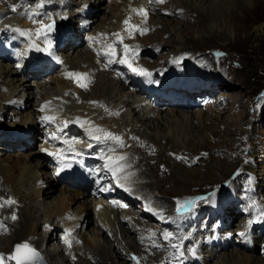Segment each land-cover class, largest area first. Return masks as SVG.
Listing matches in <instances>:
<instances>
[{"label":"rangeland","instance_id":"1","mask_svg":"<svg viewBox=\"0 0 264 264\" xmlns=\"http://www.w3.org/2000/svg\"><path fill=\"white\" fill-rule=\"evenodd\" d=\"M77 1L78 0H73V3L78 4ZM142 1H145L148 4L147 0H142ZM171 1L174 3L173 5L174 8H172V11H176L177 13L178 12L179 13L177 14L176 17H171V18H164L165 16H158V17L155 16V18H152L153 20V21L151 20L152 30L153 29H156V30L154 31L152 35L147 36L144 40L143 39L140 40L141 42V45H139L140 47L139 46L136 47L139 51H141L139 53V56L141 57L142 54H144L145 55L144 58L142 57L141 58L145 60L147 59L152 60L151 67L154 68L153 70L159 71L161 75L162 74L165 75L167 73H170V71L166 72L165 70L167 71L168 69L171 70V67L173 66V64H175L178 61H182L181 60L182 58L188 61L187 63H185L188 65L193 58V64L195 65V67L197 69H200V68L202 69V67H200L201 66L200 63L202 62L199 63V60H201L199 57L197 58L198 63L194 62L196 61L194 56L199 54L203 58L212 59L210 60L211 68H213L214 71L218 75L221 76V78H218V77L216 78L217 80L215 82H218L219 85H217L216 87L215 85H213V90H212L213 92H210L212 94V97L208 96L209 93L207 95H203L202 101L209 103L208 105L207 104L205 105V106H208V109L205 108V111L201 110V108H197V112L196 113L193 112V114L191 115H190L191 112H189L188 110H183V109H180L179 112H176L175 110H171L172 112L162 111L164 119L162 120L158 119L159 117H156L158 115L156 113L157 115L155 114L153 115L152 118L150 117L149 122L146 121L145 124H144V121L142 122L140 120L141 115H139L138 113L135 114V111H133L132 113L130 112L126 113V115L129 114L127 115L128 118L127 119L125 118V121H129V127L127 128H130L131 121L133 122V128L135 127L138 128L137 129L138 132H136L135 129L132 130L131 128V131L133 132H131V134L129 133L130 136H133L134 133L136 134L138 133L139 135L142 136V139L146 136L145 139L147 138L150 144H151V140L156 141L155 143L153 142L154 143L153 145L156 146L157 153L155 156H152L151 158L147 157V159L149 160V163L148 161L146 162V160L142 159V156L140 155V153L139 154L133 153V154H138V156L139 155L141 156L140 159L142 161V166L145 172H147L148 174V177H145L143 175L142 169L139 167L138 170H140L142 180L149 181V183L151 184L150 190L153 191V194H152V197H154L153 201L156 202L155 204H157L158 206L162 208L161 210L162 214L158 216L157 219L155 218V216H153V218L155 219L146 223L148 227L146 231H149L151 234H153V239L155 238L157 240L156 244H159L158 238H157L158 236L155 234H158V232L162 230L163 232L161 234L164 235L163 241L169 243V245H171L169 242V239H171L172 236H181L182 238L181 240H183L184 238L183 235H181L180 232L178 231V227L175 226V223H177L176 216H174L176 219L173 220L172 218L169 217L171 214L174 213V215H178V217H182L181 215H186V213L192 215L193 210L195 212L200 210L199 213L195 214V219H197L196 221L203 223V219L205 218V216L207 217L209 216V219L213 218V220L211 221V224H212L215 217L213 216L212 213L209 212V210L213 213L221 214L222 210H220V208L224 207L221 204L223 200H227V202L228 201L235 202V199H238L237 201L241 202L242 201L241 198H244L245 200H248V198L252 199L251 197H247L249 196L248 195L249 191H252L253 189H252L251 182L249 180L250 178H248L246 174L242 173L244 166L257 164V161L258 163L261 164V166H264V163H263L264 160H261L258 156L259 153H257L258 151H264V0H240V1H237L236 3L230 0H216L214 1V4L216 5L215 7H217L216 9L219 10L220 13L215 11V14L217 15V17L216 16L213 17V19L210 21L206 20L207 23H204L205 19L202 17L203 15L202 13L206 14L208 10H211L210 8H212V6L209 7V4L206 5V2H202L201 0H197V1L196 0H171ZM223 1L225 2L224 6L219 7L218 6L220 4L219 2H223ZM187 3H192L190 5H192L196 10L198 9V12L201 13V16L198 17L197 15H192L191 17V14L188 9L180 8V6L182 7ZM1 4H2V1H0V5ZM97 4L103 5L99 7L101 8L100 11H102V9L106 7L105 0H101ZM176 6H178L177 10H175ZM39 9L40 10H37L33 6V8L30 11L32 13L37 12V11L40 12L42 8H39ZM107 10L109 11L107 12V14L106 13L105 14L100 13L99 15L96 14L97 17L99 18L96 19V23L94 26H96L97 28L99 26H106L109 28L113 27L115 20H113L112 22V16L110 14L115 16L117 12V7L116 5H112L110 8H107ZM42 15H44L43 10H42ZM60 15H56V16H60ZM40 16L41 15L39 14L38 16L39 21L46 22V20L44 19L46 16H44V18H40ZM9 17H12V16H8L7 18ZM19 17L20 16L16 14V16L12 18L19 19ZM197 18L199 19V21L197 20ZM30 21L35 22L37 20L31 19ZM76 32H77V29H76ZM55 38L56 37H53V39ZM145 46H148V48H152V47L159 48V50H157L158 51L157 55L158 54L161 55L162 59L157 60L158 58L154 57L156 53L145 54V52L142 51V48ZM193 46H195V49L191 48ZM187 47H188V50H184L183 53H180V50H183L184 48H187ZM217 49H221L220 51H224V53L227 54V56L224 57L225 59L223 58L222 60L218 61L219 62L218 68L221 69L219 73L217 72L215 68L217 64V62H215V58L219 57L221 52ZM84 50H83V43L81 42L80 45L76 47V51L73 53L71 57V60L73 59L72 62L75 63L77 58H84L85 61L88 60L89 64H91V62H93L94 64V61H93L94 57L92 58V56H89L87 53L85 54ZM140 59L137 60V63H139ZM142 59H141V62H142ZM85 61L83 60L81 63ZM188 65L187 66L184 65V62L182 64H178L176 66V70L181 72L182 69H184L186 71V69L188 70L187 68ZM1 66H4V65H1ZM144 70H146V68ZM198 71L197 73H199ZM204 74L206 75V73ZM171 75L174 76V74H171ZM104 76L108 77V75H104ZM191 76L194 81L193 74ZM147 77L148 79L150 78L149 76ZM147 77H145V80L147 79ZM156 78L157 80L159 79L158 76ZM199 78H200V75H197V79ZM24 83H27V82H24ZM109 83L114 85V87L111 88V90H114V92L112 93H113V97L115 98L116 105L117 103L118 104L125 103V102L128 103L127 95H128V92L132 91L131 88L127 90L129 86L123 85L119 83L118 81L116 82L115 80H113V83L110 81ZM194 84L199 85L196 82ZM223 84H225L226 87H224L225 85ZM53 86L54 88H57V83L55 82ZM31 91L29 92L30 93L29 95L27 94L28 99L34 98L31 95ZM220 91L225 94L224 95L220 94L219 93ZM217 99L221 101L219 104H215ZM134 102H136V100H134ZM130 106L129 108H131ZM121 111L122 113H124L123 110ZM167 111H170V110H167ZM174 112L177 113L178 116L173 117L174 115L172 113ZM200 112L202 114L204 113L205 114L202 115ZM218 114H222L221 116L223 117L224 116L228 117L227 119L229 120L225 121L224 124L217 123L216 125L213 122L209 121V118L210 119L217 118ZM185 115L189 116L188 118L189 123L187 124V127L184 126V129L176 133V137L178 138L177 141H178L179 148H172V145H170L169 144L170 142H168V139L173 138V135H174L173 130L175 131V127L172 128V124L175 125L176 123V124L181 125L182 123L186 122L187 120H183V118L187 119ZM157 119L159 121L156 122ZM204 120L206 122L203 123ZM159 123L161 124V126L162 125L164 126V129H165L164 132L161 131L160 129L162 128L161 126H159L160 128H156ZM221 123L223 122L221 121ZM149 125L152 127H150ZM139 129H140V132L144 134V136L143 134L139 132ZM125 134L129 136L127 132ZM253 144L255 148L253 147ZM212 146L217 147V148L213 149L211 148ZM248 147H250V149L252 148L254 149L249 150ZM145 151L147 150H144V154L145 153L147 154V152ZM181 151L188 153V154L181 155ZM21 153L22 152H18V151H13L12 153H5L3 156L0 157L2 158L0 159V162L3 160L5 162V160H8L7 158H10L9 156L11 155H12L13 161L16 158H20L22 161H24L23 155L26 153H22V155ZM261 154L264 155V152ZM45 156L46 155H44V158ZM144 156H147V155H144ZM262 159H264V157H262ZM248 162H252V164ZM5 163L8 164L7 162ZM229 163L232 164L231 166L232 170L230 171L231 173H226L227 175L226 174L222 175V168H224L226 165H229ZM153 168H156V169L154 170ZM184 171H187V172L190 171V173H188L189 178H183V176L185 175ZM246 173L252 176V173L250 172V170H248V172ZM256 179H260L259 182L262 184L261 176L260 177L257 176ZM64 187L66 186L59 184L56 195H59L60 191L69 190L67 187H66L67 189H65ZM260 192L262 193L263 190L260 189ZM256 196L254 198H256ZM192 198H195V199H192ZM261 198H262V195L260 196V199ZM186 200L195 201V203L189 205L187 208H182L183 210L181 209V211L178 212L177 208L180 207V205L185 204ZM43 201L44 200L42 199L41 200L39 199V201H37L38 205L36 207L35 214H33V215H36L35 217L39 220L38 221L40 223L39 226H41V223L45 221L44 219H47L46 212H47V208L49 207L48 203L49 202L51 203L52 199L47 200V203L46 202L43 203ZM88 201H89V205L90 203L98 202V201L93 202V200L92 202H90V199H88L87 202ZM158 202H161V204L166 203L167 206H165L164 208L163 206H161V204L159 205ZM31 205L33 207L36 206V204H31ZM229 205L230 204H228L226 208H228ZM30 207L31 206H29L28 204L26 207L25 205H23L21 208H18V207H16L15 209L12 208L14 209L12 213H14L13 215H15L17 219L8 221L14 225V227L11 226L10 231L12 229L20 233V231L22 230V227L20 224L19 216L22 212H25L27 209H30ZM51 207L53 206H50L49 208ZM234 207L236 208L235 205ZM237 210L238 209L236 208L235 211L239 214V210L238 211ZM242 210H244L243 207L240 209V211ZM205 211H207L208 214ZM163 212H167V214ZM203 212H205L207 215L206 214L205 215L203 214L202 216L199 215L200 213H203ZM225 213L226 211H223L222 213L223 216H226L228 219H230V217L228 216L229 213H226V214ZM230 213L233 216H235L233 212H230ZM133 214H134L133 221L137 225L141 227L145 225L144 216L148 217V215H142L141 213H137V212H134ZM92 215L93 213H91V216ZM113 215L114 217L116 216L115 219L117 220L118 218L117 221L120 222L119 218L122 215L119 216V215H116L115 213ZM240 216L241 214H239L236 217L237 219L233 220V222L231 220V224L233 223L234 225L231 226L230 229L226 230V232L231 234V237L234 238V240H232V244H230V247L224 250V252L213 254L212 257H215V258H212L213 260L210 261L212 262L211 264H220V263L221 264L222 263L231 264L228 261L227 255L228 254L232 255L234 252V249L242 253L249 254V250H248L249 247L247 245L243 244L244 250H248V251H244L240 249V247L238 248L235 247L239 244L236 242V239H238V234L241 233L242 229L245 228L247 224V221H244V224L242 225L243 216L242 217ZM165 220L167 222H164ZM220 220H221V217H219V219L217 220V224H216L217 226ZM181 221L184 222L185 226L186 225L188 226L190 224V221L187 219H184ZM49 223L53 227H56L57 225L56 222H54V219H52ZM180 223H177V224L179 225ZM122 224L124 227L122 226ZM126 225L128 224H124L120 222V224L117 226L118 228L117 231L120 230L122 232L121 234L126 236L124 243L126 244L128 242V246L127 244L125 245L126 249L128 250L129 247L131 248L134 244H136V243L133 244L134 242L133 239L135 238L137 240V236L136 234H134L133 236L132 234L135 231L133 229L128 230V228H131V227H127ZM156 225L161 226V228H159V231ZM255 226L256 225L250 227L252 228V234H253L252 239H255L254 233H256V230L253 231V228ZM262 226L264 227V225ZM262 226H260L261 229L263 228ZM172 227H174L173 230H171ZM92 228L89 229L90 230L88 233L89 236L90 235L93 236L94 234L95 235L94 237L99 238L96 235L97 231L94 230L95 227H92ZM124 229L128 230L129 231L128 233L130 234L123 232ZM185 230L186 232L191 231V229H185ZM41 231L40 233L42 234ZM21 232H24V231H21ZM137 233H140V232H137ZM11 235L7 234V236L5 235L0 238L6 239L10 237ZM194 235L195 237L200 235L198 226H196ZM130 236H132V240ZM258 236H259V240L264 239V236L263 237L261 235H258ZM86 237L87 236H85V238ZM83 239L84 238L82 237V240ZM105 240L109 244L115 245L116 251L119 255H121L122 257H125L127 255V254H124L122 248L119 247L118 249L117 244L120 242L119 239H118L119 242L117 241L118 243H116L113 239L106 237V234H104L103 238L100 237V242L103 244ZM23 241L28 242L29 239L23 240ZM21 243L23 242H20V243L17 242L16 245H20ZM259 243L261 246L259 245L258 248L262 249V252H264L263 251L264 242H259ZM6 244L7 242L4 244L6 246V250H2L3 249L1 248L2 245L0 246V255H4L5 258L9 257L11 253H13L12 248L7 246ZM45 245L47 248V243ZM137 245L141 246L143 244H140L138 242ZM166 245L168 246V244ZM183 245L184 244L182 242L179 243V246L181 249L183 248ZM163 246L160 245V249L154 252H157V251L160 252V250H162L161 247ZM184 247L187 249L188 244H186ZM50 248L52 249V252L55 254L56 264H67L62 257L60 258L61 255L58 253L56 245L52 244ZM121 251L123 252V255ZM132 251H135V249H133ZM109 252L110 253L113 252V249L110 248ZM45 253L46 252H44V256L41 254V257L47 264H51V262L49 261ZM141 254H143V252H141ZM149 254H152V253H148V252L146 253L147 256ZM173 254H176L177 258L181 260V257L178 256L179 253L177 251L173 252ZM132 255H134V257L130 256L128 257L129 259L126 258L127 263L128 264H141L142 258H140L135 253L134 254L132 253ZM259 256L263 257L264 254L261 253L259 254ZM97 258L99 259V257ZM238 258L241 259L242 256H239ZM263 260H264V257H263ZM82 261H79V262H82ZM116 261L118 263L120 262L119 264H122L121 263L122 260L117 259ZM107 264H113V262L109 261ZM242 264H245V262H242Z\"/></svg>","mask_w":264,"mask_h":264},{"label":"bare ground","instance_id":"2","mask_svg":"<svg viewBox=\"0 0 264 264\" xmlns=\"http://www.w3.org/2000/svg\"><path fill=\"white\" fill-rule=\"evenodd\" d=\"M0 1H2L0 8H3V10H2L3 15H7V17L8 16L14 17L17 14L18 16H20L19 17L20 20L9 17L8 19H9L10 23H3V26H0V34L2 32H4L3 34L7 35V40H11V38L15 36L16 41L19 44V47L17 49L14 48L11 43L7 46H5V45L2 46V49H3L2 53L7 56L5 59L15 58L16 62H17L18 54L26 53L28 55V56L27 55L25 56V59L28 62L26 64L27 71L29 72L28 67L34 68L35 66H37L33 53L31 52V50H28L29 48L32 49V46H33L30 42L31 40L26 35H20V33L14 31L13 29L19 28V29L25 31L26 33H28V36H30L28 31H34L35 30V32H37V29H38L41 32V37H40L41 43L39 40H37V41H34V44H37L38 46H40V49H42V50H38V52L43 55L41 57L43 65L47 66V67L49 66L51 69H56L57 72L61 70L60 76L58 74V77H61V78H60V80L56 81L57 88H59L61 90L64 88H68L67 83H73L74 82V77H71L70 74L79 73L78 69H80L81 73L83 72V73L87 74V79L85 80V83L88 84L90 81H92V86L90 87V90H91L90 93L85 94V91H82L83 94H79L76 97L75 101H72L70 96L66 97V100H68L70 102V107H71L67 110V113L71 114L70 115V121H69L70 125L73 124L75 126L77 124H81V125L85 126L83 124V122H85L84 121L85 118H88L91 121H93V119H94V120H96V122H100L102 124V126L106 127L107 129L109 126V130H111L112 134L123 135L121 138H125L126 143L129 144L131 147H134L137 143L133 142V138H132V136H130L131 133L130 134L128 133V135L132 139H129L128 136L126 134H124L125 127L126 128L129 127V121H125V118L127 119L128 118L127 115H129V114L126 115V113L127 112L132 113L133 111H135V114L138 113L139 115H141L140 120L142 122L144 121V124H145L146 121L149 122V120H150L149 115L151 113L155 114L157 112H155L154 109H151V107L148 103H143V105L140 106V98L139 97H137V99L134 97L132 99V102H130L128 100V103L127 102L120 103V104L117 103V105H116V101H115V98L113 97V93H112V92H114V90H111V88H113L114 85L109 83V81L113 83L114 79L110 75H108V77H107V76H104L105 74H98L97 73V70H96L95 65H94L96 63L95 59H93V61L95 63L93 64V62H91L90 67L89 66H85L84 68L81 67V65L84 63L89 64L88 60L85 61L84 58H77L75 63H73L72 62L73 59L71 60V57H72L73 53L76 51L74 46H71V48H73L74 51L71 52L70 56L66 55V56H69L67 58H65V57L63 58L62 54H57V53L53 52L52 48L47 53L46 50L41 48V47L42 46H49V42H50V45H58L62 39H64L66 36H68V34L72 36L71 30H74V29L75 30L77 29V32H75V36H78L80 30H82V27L86 26V22L88 23L89 20H91L92 18L93 19L99 18V17H97V15H99L100 13H103V14L106 13L107 14V12H109L107 10V8H110L112 5H116L117 12H116L115 16L109 13L112 16V22H113V20H115L114 25L111 28L116 29L117 33H121V31H122V27L120 24L121 21L124 18L125 19L131 18L135 14L133 9H136V8L137 9H145V7H146L145 5H147V3L145 1H142V0H139V1L138 0H128L127 3L130 6L129 9H131V10H129L127 3L125 5V2L123 3V6H120V4L117 3L116 1L112 0L110 3H107L108 0H105L107 3L106 7H104V9H102V11H100L101 8H99V7H101L103 5H99L97 3L100 2L101 0H78L77 1L78 4H74L73 0H43V7H37V5L41 3V0H27V1H25V0H0ZM118 1H120V0H118ZM201 1L206 2V5L209 4V7L212 6V8H210L211 10H208L206 12V14L202 13L203 14L202 17L205 19L204 23H207L206 20L210 21L213 19V17H215V16L217 17V15L215 14V11L219 12V13H220V11L216 9L217 7H215L216 5L214 4V1H216V0H207V1L201 0ZM230 1L236 3L237 1H240V0H230ZM95 2H97V3H95ZM168 2L164 3L163 6L174 8L173 7L174 3L171 0H169ZM219 3H220L218 5L219 7H222L225 4L224 1L219 2ZM29 4H31V5H29ZM190 4H192V3H187L182 7L180 6V8L188 9L190 14H191V17H192V15H197L198 17L201 16V13L198 12V9L196 10ZM33 6L35 7V9L42 8L40 12L39 11L34 12V13H38V15H35V16L31 15L32 12L30 10L33 8ZM13 7H15L17 10L13 11ZM177 9H178V6L175 7V10H177ZM42 10L44 11V15H42ZM182 12H184V11H182ZM39 14L41 15L40 18H44V16H46L44 19L48 18V16L53 17L57 23V27H56L57 30L55 29L56 31H54L53 33L47 34V36L45 37L42 34L40 23L30 21L31 19H36L39 21V19H38ZM182 14H180V15H182ZM204 14H205V16H204ZM56 15H60V16H56ZM101 16H103V15H101ZM155 16H157V17L158 16H165L164 18H171V17H173V13L167 15V14L161 13V10H159V11L156 10ZM176 16L177 15H175L174 17H176ZM139 17L141 19H143V16H139ZM197 20L199 21L198 18H197ZM46 22H47V20H46ZM46 22H42V23H46ZM194 22H195V20H194ZM0 24H2V21H0ZM37 24H39V25H37ZM72 25L75 28H72L71 27ZM135 25L138 26L139 23H137ZM67 26L69 28H67ZM95 28H97V27L95 26ZM98 28H102V29L105 28L106 29L107 27L106 26H99ZM67 32H68V34H67ZM87 35H88V37H91L90 33H88ZM53 37H56V38L53 39ZM145 38H144V36L142 37L143 40ZM87 41H88V38H87ZM150 47H152V46H150ZM191 48L195 49V46H193ZM87 50H88V52H86L84 50V53L85 54L89 53V54L93 55V57H94L95 54H93L94 48H93L92 43L87 48ZM136 50L138 52L137 55H139V53L141 51H139L137 48H136ZM157 50H159V48H157V47L156 48L155 47L148 48V46H145L142 48V51L145 52V54L156 53V55L154 54L155 55L154 57L158 58L157 60H161L162 57L159 54L157 55V53H158ZM184 50H188V47L184 48L183 50H180V53H183ZM217 50L220 51L221 49H217ZM111 51H112L111 49H107L105 52H111ZM220 52H221L220 56L215 58V62H217L215 68H216L218 73H219V71H221V69L218 68V64H219L218 61L222 60L224 57L227 56V54L224 53V51H220ZM49 53H51V54H49ZM144 56L145 55L142 54L141 57L144 58ZM198 57L201 59V60H199V63L202 62V63H200V65H201L200 67H202V69L201 68L198 69V70H200V71H198L200 73L199 74L200 78L197 79L198 74L196 75V73L194 71L193 58H192L191 62L189 63V65L186 64V66L188 65V67H187L188 70L186 69L185 72L186 73L187 72H191V73L193 72L192 74L194 76V81H192V82L193 83L196 82L199 84V85H196V87L202 86L201 89L198 91V93L200 95H205L206 91H209V90L212 91L213 90V85H215V83H216V86L219 85V83L215 82V81L217 80L216 79L217 77L221 78V76L218 75L214 71L213 68H211V65H210V60H212L211 58L206 59V58H203L202 56H200L198 54V55L194 56V58L196 60L194 62L198 63V61H197ZM141 59H140L139 63H137V61L134 62V61H129V60H128V62L131 63L132 67L133 68L135 67L136 69H141V68L145 69L146 68V71L154 69L153 67H151L152 60H148L147 58H146L147 60L142 59V62H143L142 63ZM83 60L85 62L81 63ZM181 60L184 63L188 62V61L184 60L183 58ZM121 68H122V74L124 76V79L121 81H118V82L123 84V85L129 86L127 90H129L130 88H131V90H134L136 82L135 81L132 82L133 80H130V78L135 77V79H139L138 83L141 84L142 88L143 87H145V88H143V89L137 88L136 96L137 95L141 96V94H139V93H144L143 97H145L147 100H150L151 96L153 97V95L150 93L151 91H153L152 88H154V90H156V91L158 90L157 88L153 87V85H149V83L153 84L151 77L149 75H144L140 79L138 76H135L138 73L133 74L132 73L133 71L131 70L132 68L128 67V65L126 63H124L123 67H121ZM189 68H191V69H189ZM165 71L169 72L170 69H168V71L167 70H165ZM204 72L205 73L207 72L208 75L203 74ZM147 73H148V71H147ZM162 75L159 74V76H158V78H159L158 81H160V86L163 87L165 85H169L170 82L168 83V81L165 80V79L169 80V77L165 76L163 78ZM147 76H149L150 78L148 79ZM169 76L171 78L174 77L172 75H169ZM145 77H147L146 80H145ZM101 80H102V82H101ZM104 82H105V84H104ZM223 85H225V84H223ZM224 87H226V85ZM2 88H5L7 90V92H3ZM31 90H33V88L30 86V84L28 82L24 83V81L21 78H19V75L14 70H12L9 65H6V66L0 65V100L8 99L7 98L8 96L22 98L25 95V97H26L25 98L26 106L24 109L25 111H23L21 113V117L24 119L23 120L24 123L29 122L30 120L34 119V118L30 117V115L32 114L31 106H32L33 98H29V99L27 98V94L29 95L30 94L29 92ZM137 91H139V93ZM164 91H165V89L161 90V92H164ZM219 93L223 94V95L225 94L221 91ZM62 94H64V91L62 92ZM84 97H86V98H84ZM134 100H136V102H134ZM123 101H125V100H123ZM160 101H164V99L161 98ZM130 104H131V106H130ZM110 106H111L112 112L114 114V116H111V117H109V115H108V113H109L108 111L110 109ZM129 106L131 108H129ZM175 106H177V108H179V109L184 107V105L181 102H178L177 104H175ZM113 107L115 109H117V111ZM205 108L208 109V106H205ZM121 110H123V112H124V113H121L122 115L119 114V112H122ZM166 112H172V111L170 110V111H166ZM176 112H179V111H176ZM189 112H191V111H189ZM157 114L158 115L156 117H159L158 119H161V120L164 119L162 111H159V113H157ZM172 114L171 115L173 117L178 116L177 113H175V112ZM191 114H193V112H191L190 115ZM204 114H202V115H204ZM221 115L222 114H218L217 118H215L216 120L214 118H211V119L209 118V121L213 122L216 125L217 123L224 124L225 121L229 120V119H227L228 117H226V116L223 117ZM133 116H135V115H133ZM185 116L187 117V119H185L183 117L182 118H183V120H187L186 122H184L186 125L184 123H182L181 125L176 124V123H175V125L172 124V128L175 127V131L173 130L174 135H173V138L168 139V142H170L169 144L172 145V148H179L178 141H177L178 138L176 137V133H178V132H180V130L184 129V126L187 127V124L189 123V119H188L189 116L188 115H185ZM199 116H201V115H199ZM208 116H209V114H208ZM205 117H206V115H205ZM158 119L156 120V122L159 121ZM221 121L223 123H221ZM204 122H206V121L204 120L203 123ZM149 124H151V123H149ZM159 126H161L160 123L158 124V126L156 128H160ZM94 127L97 128L96 125ZM130 127L132 128V130L135 129V131L138 132L137 127L133 128V122L132 121H131ZM150 127H152V126H150ZM161 127H162V128H160L161 131L164 132L165 131L164 126L162 125ZM28 128L32 129L35 134H37L39 132V130L35 126V124H32V125L28 124ZM170 128H171V126H170ZM139 132H140V129H139ZM140 133L143 134L142 132H140ZM76 134L77 133H72L73 136H75ZM97 134L101 135V133H97ZM133 136H140L142 138V136L139 135L138 133L137 134L134 133ZM143 136H144V134H143ZM143 140H144V138H143ZM153 142L155 143L156 141L151 140L152 145L149 146L148 150H147L148 151L147 157H149V158H151L152 156H155L157 153L156 146L153 145L154 144ZM20 145H21V143H8V146L12 147V148L19 147ZM70 145L71 144H69V146ZM53 146H55V144H53ZM253 147L255 148L254 144H253ZM151 148H153V149H151ZM211 148L214 149L217 147L212 146ZM254 148H252V149H254ZM248 149L252 150V149H250V147H248ZM30 150L31 151H27L26 154L23 155L24 161H22L20 158H16L13 161V158L11 155V156H9L10 158H7L8 160H5V162H7L8 164H6L4 162V160L0 162V175L2 177V180H3V183H4L6 190L10 194L17 197L19 202L21 204L25 205V207L28 204H29V206H31L30 209H27L25 212H22L21 214L19 213L20 214V216H19L20 217V224L22 227L21 231H24V232L20 231V233H18V231L11 229V231L9 232V235H11V234L12 235L10 237H8L6 239L0 238V246L2 245L1 246V248H3L2 250H6V246L4 245L6 242H7L6 245L11 247L12 249H13L14 244L16 245L17 242L18 243L23 242L21 244L25 243V244L30 245L40 255L42 254L44 256V252H46L45 254L48 257L51 264H56L55 254L52 252V249L50 248V246H52V244L55 245V241L57 240L58 231H60L61 229L64 228L65 233L67 235L66 236L67 241H68V243H70V245H72V244L76 245L80 238H81V240H82V237L84 238L82 240L83 243L81 244L83 247L74 248V250H76V251H82L81 256H79L80 260L78 259L75 262L76 264L77 263L78 264H107L109 261H112L113 264H119L120 262L118 263L116 261L117 259L122 260V262H121L122 264H128L126 258H128L130 256L129 251H131V253H133V254L134 253L135 254H141V252H143L146 255V251L148 249V246L147 245H145L144 247H143V245L138 246L137 245L138 242L135 238H134L135 240L133 239V241H134L133 244L134 243H136V244H134V245L132 244L133 246L131 248L129 247L128 250L126 249L125 245L127 244V246H128V242L126 244L123 243L125 241L126 236L122 235L121 234L122 232L120 230L117 231V229H118L117 226L120 224V222L117 221L118 218H117V220L115 219L116 216L114 217L113 214H110L111 211L107 206L108 203L111 204V201H107V199H113L114 200V198H111L112 194H105L104 196L101 195V198L106 199V200H100L99 201V200H95L93 198H89L90 196H88V195H91L94 193H90L88 195H85V193L82 192L81 187L79 185H77V188L75 190H72L69 186L71 181L81 179L83 176L80 174V172L72 171L70 165L61 164V162L63 161V158L66 157V154H62V155H59L60 163H58V162L55 163V169L57 170V168H59V169L62 168L61 173L64 175V177H66L70 181V182H68V185H67L69 190L60 191L59 195H56L59 184L65 185V182L59 183L60 181L58 179H56L55 176L53 177V179H49L48 172L45 171L46 170L45 169L46 163L41 162V160H40L41 158H40V156H38V154H37L38 152L36 150H32V149H30ZM143 150H144V148H143ZM263 152L264 151H258L257 153L261 154ZM49 153H52V155H50ZM183 154L187 155L188 153L181 151V155H183ZM259 154H258L259 158L261 160H264V159H262V157H264V155L263 154L259 155ZM21 155H22V153H21ZM44 155H46V156H45V158H43V160H46V158H48L51 162L53 160H58L57 157L54 156V147H48L46 149V153ZM70 155H71V153L68 152V157ZM140 155L142 156L143 160H146V162L148 161V163H149V160L147 159L146 156H144L143 151L140 152ZM6 156H7V154H6ZM182 158H184V157H182ZM249 158H250V156H249ZM0 159H2V158H0ZM137 160H138L137 163L133 164L131 166V170L129 173H127L124 177H119V183L123 184V187L125 186V188H129V185H135L138 188L135 191V192H138V196L142 200H144L147 204H150V202L151 203L153 202L152 199L150 198L151 195L153 194V191L150 190L151 184L149 183V181L142 180L140 170H136V167L137 168L140 167L142 169L143 175L145 177H148L147 172H145V170L142 166L141 159L137 158ZM130 162L132 163V160H130ZM248 163L252 164V162H248ZM257 164L244 166L242 173L246 174L248 176V178H250L249 180H250L254 189H256V190L262 189L263 190L262 193L260 192V196L262 195L261 201L264 203V187H263V185H264V183H263V181H264V166H261V164L258 163V161H257ZM231 166H232V164L229 163V165H226L224 168H222V175H225L226 173H231L230 172L232 170ZM259 167H260V169H259ZM134 169H135V171H134ZM153 169L155 170L156 168H153ZM124 170L126 171V169H124ZM248 170H250V172L252 173V176L248 175L246 173V172H248ZM39 172L42 173V178H41V176H39ZM184 172H185V175L183 176V178H189L188 173H190V171H188V172L184 171ZM256 176L262 177V184L259 182L260 179L256 180ZM42 179L45 181V183L42 181ZM116 181H117V179H116ZM257 186H259V187L255 188ZM64 188L67 189L66 187H64ZM97 195L100 197V194H97ZM48 198L52 199L51 203L50 202L48 203L49 207L50 206H53V207L47 208V212H46V214H47L46 218L47 219H44L45 221L41 224V226L45 222L49 223L52 219H54V222H56V223L59 222L61 224V226L56 225V229H52V227L51 228L47 227V228L52 229V230H50L49 232L47 230H45V231H43L44 234H41L40 233L41 226H39L40 223L38 222L39 220L35 217L36 215H33V214H35V210H36V207L38 205L37 201H39V199L40 200L42 199V200H44L43 203H45V202L47 203V200H49ZM152 198H154V197H152ZM56 199H57V201H56ZM88 199H90V202H92V200H93V202L94 201H98V202L90 203V205H89V201L87 202ZM192 199H195V198H192ZM35 202H37V203H35ZM128 202H129L128 206L132 205L131 201H128ZM186 202H188V200H186ZM114 203L118 204V201H114ZM153 203H156V202H153ZM31 204H36V206L33 207ZM41 204H42V202H41ZM158 204L160 205L161 202H158ZM153 206H154V208H160L154 204H153ZM161 206H163L165 208V206H167V205L165 203V204H161ZM228 208H226V213H229L228 216L230 217V219L233 222V220L237 219L236 217L241 213L239 212V214H238L235 211L236 208L234 207V205H229ZM44 209H46V208H44ZM9 211H10V209H6V208L3 209L4 213L8 214ZM149 211L152 212L153 210L149 209ZM207 211H205V212L207 213ZM130 212L132 214L134 213L133 211H130V210H129V212H125V213L130 215ZM205 212L200 213L199 215H201V216L203 214L205 215L206 214ZM230 212H233L235 214V216H233ZM91 213H93L92 216H91ZM137 213H139V212H137ZM165 213L167 214V212H165ZM11 214L13 215L14 213H11ZM174 216H175L174 214H171L169 217L172 218L173 220H175L176 218ZM144 217H145V225H143L140 228L141 230H146L148 228L146 223L155 219V218H153V216H148V217L144 216ZM205 217H207V216H205ZM207 218L209 219V216ZM200 220H201V218H200ZM212 220H213V218L209 219L210 223ZM115 221H117L118 223L115 224ZM132 221H133V217L131 218L130 222H132ZM99 224L101 227L99 226ZM126 224H128V223H126ZM232 225H233V223H232ZM262 225H264V222ZM122 226H123V224H122ZM126 226L129 227L128 225H126ZM156 226H157V229L159 231V228H161V226L160 225H156ZM92 227H95L94 230L97 231L96 235L99 238L94 237L95 236L94 234H93V236H91V235L89 236V234H88L90 231L89 229ZM149 227H151V226H149ZM258 228H260V226L256 225L253 228V231H255ZM173 229H174V227L171 228V230H173ZM128 230H131V228H128ZM128 230L124 229L123 232L130 234V233H128L129 232ZM45 232H48V233H45ZM107 232L112 234L111 239H113L116 243H118L119 241L121 242V243L119 242L117 244V247H121L122 249L127 250L126 252H124V254H127L125 257H122L121 255H119L117 253L115 245L109 244L106 240L104 241L103 244L100 242V237L103 238L104 234H106V237H109V238L111 237V235H109ZM82 233H84V234H82ZM187 233H189V232H187ZM134 234H136V236L140 235V233H137V232L136 233L133 232L132 235L134 236ZM251 234H252V230H251ZM82 235H84V236H82ZM155 235L158 236L157 238H158L159 245H162V246H163V244L165 245L166 242L163 241L164 235L161 234V230H160V232H158V234H155ZM209 235H210V239H211L210 244L218 246L219 241H221L220 238L218 237V235L217 234H215V235L209 234ZM85 236H87V237L85 238ZM118 236H120V238ZM252 236H253V234H252ZM130 237L132 240V236H130ZM27 239H29L28 242L23 241V240H27ZM118 239H119V241H118ZM181 239H182L181 236H172L171 239H169V242L172 246L173 244H178ZM154 240L156 243L157 240L155 238H154ZM46 243H47V248L45 245ZM84 244H85V246H84ZM244 244L249 247V249H248L249 254L242 253V252L234 249V252L232 255H229V254L227 255L229 263H231V264H233V263L234 264H242V262H245V264H264V260H263L264 256L263 257L259 256L260 253L264 254V252H262V249L258 248L260 243L255 242L254 244H252V243L251 244L244 243ZM242 247L244 248V245ZM110 248L113 249V252H111V253L109 252ZM161 248H162V250H160V252L157 251V252H154L152 254H149L145 258H142L141 263L142 264H160L163 259L169 258L168 256H166V249H164V247H161ZM131 249L132 250L135 249V251H132ZM172 249L174 250L173 247H172ZM263 249H264V244H263ZM9 252H7V253H9ZM148 253H150V252H148ZM206 254H207L206 259H200L196 256L197 259L200 260L201 264H211L212 262H210V261L213 260L212 258H215V257H212L213 256L212 252H208ZM239 256H242V258L239 259L238 258ZM61 257L65 260V262L67 264H71L68 261V258L60 256V258ZM97 257H99V259ZM79 261H82V262H79ZM145 261H146V263H145ZM75 263H73V264H75ZM186 264H190V262L186 263ZM222 264H224V263H222Z\"/></svg>","mask_w":264,"mask_h":264},{"label":"snow or ice","instance_id":"3","mask_svg":"<svg viewBox=\"0 0 264 264\" xmlns=\"http://www.w3.org/2000/svg\"><path fill=\"white\" fill-rule=\"evenodd\" d=\"M150 2L163 4L165 2V0H150ZM37 7H43V0H41V3L38 4ZM16 10L17 9L15 7H13V11H16ZM133 11L136 15L143 16L145 22L147 21V17H148V10L147 9H134ZM31 15L35 16V15H38V13H32ZM35 22L41 24L42 34L45 37L47 36V33L52 30V25H44L41 21H38V20ZM124 23L126 26L129 25L130 18L126 19L124 21ZM131 27L133 29H135L136 31H139L141 34H144L147 31V29H140L136 25H132ZM13 30L20 33V35H28V33H26L25 31H23L19 28L13 29ZM115 35L117 37H119V43H123V37L121 36V34L116 33ZM49 45H50V42H49ZM124 49H125L124 55L127 58L128 57V45H124ZM37 50H42V49L37 47ZM49 54H51V53H49ZM104 55L110 56V57H115V55H116L115 46H112L111 53L105 52ZM111 62H112V59L110 58L109 63H111ZM121 62L126 63L128 65V67L132 68V70L134 72H138L141 75H150V73H147V71L142 69V68L141 69L133 68L132 64L129 63L127 59H124ZM17 66L19 67V65H17ZM70 76L76 78V83L78 84V86H80L82 88H86V84L83 83L82 81H85L87 79V74H85V73H72V74H70ZM45 107H47V106H45ZM41 111H44V108H42ZM44 120L51 122V121L55 120V117L46 116V117H44ZM67 123H68L67 121L64 122L65 126L67 125ZM86 123L90 124V122H86ZM97 133H102V135H98ZM90 137H91V139H94L96 141L112 140V141H115L120 146H123V141H122L121 137L115 136L111 132H103V130H101L99 128H92L90 131ZM56 138L57 137H55V136L53 137V139H56ZM49 154L52 155V153H49ZM77 155H79V153H77ZM57 159H60V157L57 156ZM126 159L127 158L125 156H108L107 157L108 169H109V171L112 172L113 177L117 179L118 184H119V173L124 172L123 162ZM61 170H62V168L59 169L56 174L59 175ZM14 203H15V201H13V200L0 202V207H5V206L10 207ZM193 203H195V201H188L185 204L180 205V207L177 208V211L180 212L182 208H187L189 205H191ZM11 219L16 220L17 217L15 215H13L11 217ZM0 228L6 229L7 226L4 225L2 222H0ZM243 235H244V233H241V236H243ZM166 238H167V236H166ZM172 247L177 249V252L179 253L180 257L183 258L184 251L180 248V246L177 244H173ZM192 254L195 255V249H192ZM6 259L14 260L15 264H36V261L41 259V258L39 256V253L35 249L31 248L30 245L23 244V245H17L16 246L15 254L12 256L5 258L3 255H0V264H5Z\"/></svg>","mask_w":264,"mask_h":264}]
</instances>
